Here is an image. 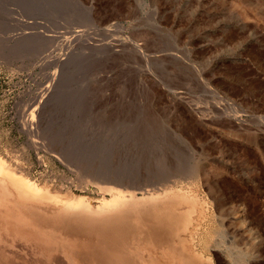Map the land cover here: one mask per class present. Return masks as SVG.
Wrapping results in <instances>:
<instances>
[{
	"label": "rangeland",
	"instance_id": "374dc122",
	"mask_svg": "<svg viewBox=\"0 0 264 264\" xmlns=\"http://www.w3.org/2000/svg\"><path fill=\"white\" fill-rule=\"evenodd\" d=\"M13 12L0 36V140L21 148L15 116L27 120L34 178L210 161L230 168L221 216L251 200L264 217V0H17ZM254 134L257 145L244 140Z\"/></svg>",
	"mask_w": 264,
	"mask_h": 264
},
{
	"label": "bare ground",
	"instance_id": "6f19581e",
	"mask_svg": "<svg viewBox=\"0 0 264 264\" xmlns=\"http://www.w3.org/2000/svg\"><path fill=\"white\" fill-rule=\"evenodd\" d=\"M15 1L0 0V36L11 29ZM21 117L15 116L25 133L21 148L0 140V264H264L263 254L255 253L256 246L264 252V217L254 215V203H230V218L221 216L231 197L219 196L217 189L226 193L231 186L228 166L209 164L207 158L201 169L162 173L155 164L136 177L120 178L87 163L74 167L67 182L55 174L34 178L27 120ZM230 129L225 130L231 138L241 136ZM244 140L259 142L256 135ZM232 226L241 233L231 230L232 242L226 244L230 236L224 238V228ZM236 231L249 246L237 245Z\"/></svg>",
	"mask_w": 264,
	"mask_h": 264
}]
</instances>
